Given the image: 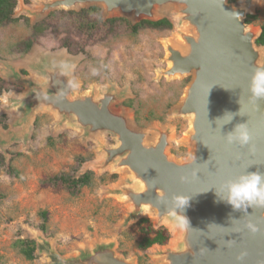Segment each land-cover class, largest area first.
Instances as JSON below:
<instances>
[{
  "label": "water",
  "instance_id": "obj_1",
  "mask_svg": "<svg viewBox=\"0 0 264 264\" xmlns=\"http://www.w3.org/2000/svg\"><path fill=\"white\" fill-rule=\"evenodd\" d=\"M34 3L36 6L27 12L36 21L53 11L79 12L92 7L99 8L105 19L120 17L133 25L142 21H170L176 39L164 41L168 67L158 75L169 80L190 78L180 103L172 111L175 117L190 121L184 141L190 148L189 158L178 160L169 152L173 134L170 128L152 129L156 135L149 141L148 131L133 125L131 109L117 107L126 100L127 89L109 86L79 94L80 85L72 78L77 59L65 51L38 52L26 63L35 77H23L12 67L17 81H11L23 86L25 92L18 96L4 93V100L6 110L18 115L12 127L20 130L10 132L0 146L29 141L37 115L49 114L55 129L72 127L81 131L83 139L95 141L102 158L96 165L98 173L111 171L116 176L124 175V184L115 193L127 203L130 221L152 219L157 225L154 229H167L164 227L167 225L176 234L173 245L172 241L166 248L154 245L161 248L157 253L160 264H237L236 256L242 250L247 252L243 264H264V231L256 235L247 232L229 235L235 227L230 218L239 219L243 213L234 211L217 195L221 183L243 171L264 172V101L259 102L258 108L247 102L250 75L253 69L264 68V46L257 44L262 28L247 23V18L255 16L256 8L264 6V0H240L239 6L231 0H34ZM68 81L77 86L67 88ZM226 113L233 114L227 124L231 116L221 120ZM247 122L252 135L251 152L248 147L228 145L223 136ZM108 136L115 145L103 143ZM194 170L198 172L197 179L192 178ZM181 176H186L187 181L182 182ZM173 195L186 197L185 207L175 211L188 219V229H177L173 214L164 208L162 202ZM248 211L254 220H264V209ZM228 239H235L236 245L224 247V240ZM43 251L51 264H136L118 255L112 244L85 249L72 256H61L50 246Z\"/></svg>",
  "mask_w": 264,
  "mask_h": 264
},
{
  "label": "rangeland",
  "instance_id": "obj_2",
  "mask_svg": "<svg viewBox=\"0 0 264 264\" xmlns=\"http://www.w3.org/2000/svg\"><path fill=\"white\" fill-rule=\"evenodd\" d=\"M235 4L239 6L240 0ZM34 6V0L25 3L20 0L15 11L18 22L0 28V85L4 86L0 94V141H5L10 132L20 130L12 127L18 115L6 110L4 100V93L18 96L25 92L23 86L11 81L15 70L23 77H35L26 63L38 52L65 51L77 59L72 78L80 85L79 94L109 86L127 89L126 100L117 107L131 109L133 125L147 130L149 141L156 135L152 129L170 128L173 134L169 152L178 160L189 158L190 148L184 141L190 121L175 117L172 111L180 103L190 78L169 80L158 75L168 67L164 41H175L174 27L163 31L144 29L136 36L122 29L113 35L101 31L87 41V35L76 24L72 29L68 25L56 26L39 36L30 52L21 54L17 46L31 37L37 21L47 20L52 13L89 10H57L36 21L27 12ZM254 17L251 20L254 27L264 25V6L256 8ZM112 19L124 18L105 19L101 11L102 23ZM65 40L78 48L75 54L62 47ZM127 103H132L131 107ZM103 143L116 144L111 136L105 137ZM0 156L4 158V164L0 165V264H51L43 251L46 246L61 256H72L105 244H112L118 255L136 264H160L157 254L160 247L139 249L144 237L141 226L138 221L129 220L127 203L115 193L124 184V175L112 179L111 171L97 172L96 165L102 160L97 144L92 139H83L81 131L72 127L55 129L52 117L40 113L30 140L0 146ZM85 171L94 172L95 184L76 194L44 183L62 174L77 178ZM148 224L157 226L152 219ZM164 227L170 240L162 248L168 247L176 235L167 225ZM18 240L36 242L34 260L26 259L15 248Z\"/></svg>",
  "mask_w": 264,
  "mask_h": 264
},
{
  "label": "trees",
  "instance_id": "obj_3",
  "mask_svg": "<svg viewBox=\"0 0 264 264\" xmlns=\"http://www.w3.org/2000/svg\"><path fill=\"white\" fill-rule=\"evenodd\" d=\"M28 2V0H25ZM18 0H0V28L7 27L11 24L18 22V19L13 18L14 10L16 9ZM247 23H251V20L255 17L250 16ZM28 20V19H26ZM74 24L77 25L78 30H81L83 34H86V40H90L94 34L101 31L105 35H113L116 33L117 29H122L132 36L139 34L141 30L150 28L153 30H171L172 24L170 21L164 19L158 22L142 21L136 25H131L127 20L124 19H112L107 21V23H102L101 21V10L97 7H92L89 10H84L80 13L75 12H63V13H52L47 20L37 23L32 28V35L27 40L20 43L17 48L19 53L27 54L33 47L37 38L51 28L56 26L68 25L71 29ZM262 32L257 40L259 46H264V25L261 27ZM76 46V44H75ZM62 47L67 49L69 53L75 54L78 48H73L69 41H64ZM4 86L0 85V94ZM132 104V103H131ZM130 103L126 106L131 107ZM4 164V158L0 156V165ZM95 175L92 172H87L79 178L70 175H59L48 179L44 182L46 185H51L55 188H64L70 191L72 194H76L85 187H92L95 184ZM112 179H116L117 176H111ZM101 179H103L101 177ZM149 221L142 219L139 221L138 225L141 226V232L144 234L143 239L139 242V249L146 251L154 245L164 246L170 240V234L165 228L154 229L152 225L148 224ZM143 224H148L147 226H142ZM36 243L33 240H18L15 243V248L20 251V253L28 260L35 259Z\"/></svg>",
  "mask_w": 264,
  "mask_h": 264
},
{
  "label": "clouds",
  "instance_id": "obj_4",
  "mask_svg": "<svg viewBox=\"0 0 264 264\" xmlns=\"http://www.w3.org/2000/svg\"><path fill=\"white\" fill-rule=\"evenodd\" d=\"M61 67H64V65L62 64ZM76 86L72 81H68L66 85L67 88H75ZM260 101H264V68H255L249 78L247 102L254 108H258ZM226 116H231V119L225 124L231 122L233 114L226 113L221 120H224ZM223 136L228 145H238L241 148L248 147L250 152L253 151V148L250 147L252 135L248 128V122L236 125L233 131ZM197 173L195 170L192 172L193 179L198 178ZM180 179L184 182L188 178L181 176ZM217 195L220 201L231 205L234 211L243 213L239 219L230 218L231 222H235V227L232 228L229 235L245 232L256 235L264 231V220H254L248 211V209L254 208L264 209V172L259 170L254 172L248 170L243 171L234 178L221 183ZM185 199L186 197L184 195H173L170 199H165L162 202L164 208L173 214L174 224L177 229L190 228L188 219L183 215H178L175 211L176 209H183L185 207ZM223 245L226 248H232L236 245V240H224ZM246 256V251H240L239 255L236 256L237 264H243Z\"/></svg>",
  "mask_w": 264,
  "mask_h": 264
},
{
  "label": "bare ground",
  "instance_id": "obj_5",
  "mask_svg": "<svg viewBox=\"0 0 264 264\" xmlns=\"http://www.w3.org/2000/svg\"><path fill=\"white\" fill-rule=\"evenodd\" d=\"M177 45H180L179 43H177ZM16 65V64H15ZM13 65V66H15ZM23 66V65H22ZM11 71V70H10ZM14 81H17V79L15 80V78H13ZM5 107V106H4ZM175 243V240H172V245ZM51 263V262H50Z\"/></svg>",
  "mask_w": 264,
  "mask_h": 264
},
{
  "label": "flooded vegetation",
  "instance_id": "obj_6",
  "mask_svg": "<svg viewBox=\"0 0 264 264\" xmlns=\"http://www.w3.org/2000/svg\"><path fill=\"white\" fill-rule=\"evenodd\" d=\"M236 1H237V0H231V2H235V3H236ZM249 17H250V16H249ZM249 17L247 18V21L250 19ZM253 17H254V16H253ZM249 24H252V23H249ZM262 26H263V25H262ZM262 26H260V27H262ZM147 29H150V28H147Z\"/></svg>",
  "mask_w": 264,
  "mask_h": 264
}]
</instances>
